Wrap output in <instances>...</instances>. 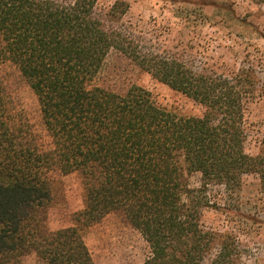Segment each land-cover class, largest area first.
<instances>
[{"label": "trees", "instance_id": "16d2710c", "mask_svg": "<svg viewBox=\"0 0 264 264\" xmlns=\"http://www.w3.org/2000/svg\"><path fill=\"white\" fill-rule=\"evenodd\" d=\"M129 10L124 1L0 0V264L31 255L36 264H95L85 234L113 213L148 244L143 264H240L237 234L202 217L222 207L213 188L236 193L255 175L264 193V135L258 155L246 149L248 105L262 82L256 64L199 65L187 47L160 48L126 20ZM114 55L202 106L203 115L169 111L136 85L123 93L102 87ZM7 63L38 99L48 147L12 107ZM59 173L79 174L84 208L71 227L51 231Z\"/></svg>", "mask_w": 264, "mask_h": 264}, {"label": "rangeland", "instance_id": "374dc122", "mask_svg": "<svg viewBox=\"0 0 264 264\" xmlns=\"http://www.w3.org/2000/svg\"><path fill=\"white\" fill-rule=\"evenodd\" d=\"M124 1L129 7L126 20L147 33L160 48L187 47L198 56L199 65L256 64L261 88L249 103L247 152L258 155L264 135V4L261 0H100L106 7ZM203 13L207 18L199 15ZM198 17V18H197ZM211 63V64H210ZM2 76L12 98V107L22 115L44 147L51 140L44 128L38 99L12 63L2 67ZM98 84L123 93L136 85L149 91L163 108L184 116L200 117L202 106L142 72L129 61L112 56ZM200 175L191 178L197 186ZM52 199L47 226L51 231L71 227L84 208V189L79 174H56L51 182ZM210 193L221 208L204 212L202 222L215 230L234 232L241 247L240 264H264V193L258 176L244 177L242 188L226 193L213 188ZM95 264H143L149 247L139 231L123 217L110 214L85 234ZM23 264H36L34 255Z\"/></svg>", "mask_w": 264, "mask_h": 264}]
</instances>
